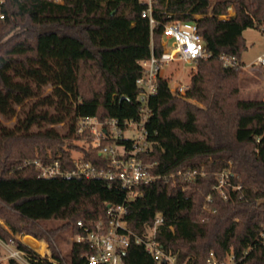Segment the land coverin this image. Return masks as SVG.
I'll use <instances>...</instances> for the list:
<instances>
[{
    "label": "trees",
    "instance_id": "trees-1",
    "mask_svg": "<svg viewBox=\"0 0 264 264\" xmlns=\"http://www.w3.org/2000/svg\"><path fill=\"white\" fill-rule=\"evenodd\" d=\"M146 7L143 0H4L0 6V239H15L34 264L55 263L40 259L18 233L45 241L57 260L87 264L88 243L72 242L68 261L56 236L78 233L79 220L107 219L108 204L125 202L127 190L100 178L43 177L33 160L58 159L72 168L75 150L108 166L78 131L79 120L139 118L141 62L164 50L166 23L194 20L211 56L196 62L184 95L158 79L145 124L150 147L140 157L159 177L140 183L126 201L138 234L163 215L156 239L174 262L156 260L133 239L123 264H208L211 251L219 259L233 254L234 264H264V136L257 141L264 100L239 97L243 32L264 31V0H159L153 27L142 16ZM222 54L236 55L239 64L223 65ZM120 142L131 146L132 139ZM179 170L199 173L190 180L177 175L176 186L172 175ZM225 170L227 198L214 188Z\"/></svg>",
    "mask_w": 264,
    "mask_h": 264
},
{
    "label": "built area",
    "instance_id": "built-area-1",
    "mask_svg": "<svg viewBox=\"0 0 264 264\" xmlns=\"http://www.w3.org/2000/svg\"><path fill=\"white\" fill-rule=\"evenodd\" d=\"M58 1V0H55ZM147 7L142 11V16L149 19L151 27L155 23L153 16L154 6L159 0H143ZM4 0H0V6ZM3 17V15H1ZM162 45L164 50L160 55L152 53L149 59L141 62L144 70L141 76L136 79V84L140 88L138 100L140 101L141 115L137 119H127L120 122L116 118L100 120L94 116H86L78 122V131L83 133L87 139H91L93 147L100 149V153L109 160L108 166L96 165L82 156L74 157V167H64L57 159L53 162H44L34 159L33 163L43 177H79V178H100L109 182L118 181L127 190L126 200L121 204H108L107 219H100L90 225L83 221H78L80 231L73 235L76 243H88L92 249L91 253H86L87 264H123V251L134 239L136 243L144 244L156 260L170 259L174 262V257L168 256L163 250L159 240L156 239V231L160 224L164 222V217L158 213L154 224L147 227L144 235L134 232L129 225V209L126 201L132 199L137 194L136 187L140 183L153 182L158 175L149 170V165L145 164L140 155L150 147L148 133L145 127L151 108L149 101L152 95L157 92L158 79H166L162 76L163 65L172 60H184L196 64L200 59L211 56L207 45L196 21L177 20L166 23L162 30ZM220 59L225 66H236L239 59L236 55L222 54ZM264 65V55L258 56L253 64ZM170 86V84H169ZM189 84L180 83L170 89L173 93L184 95ZM264 100V97L262 98ZM136 131L132 135H127L128 130ZM262 136L257 137L259 142ZM131 138V146L121 143L120 139ZM199 172L197 170L182 171L172 175L173 185H178L176 176L183 175L186 180L193 179ZM203 174V172H200ZM230 185L229 172L223 171L219 174V181L214 186L218 195L228 197L226 188ZM240 188V185L234 186ZM30 234L18 233L16 238L26 246L35 250L40 259L54 262L55 264H68L62 256V261L53 257L49 245L38 240L43 245L33 246L28 243L26 237ZM10 258L16 259L21 264H34L31 254L19 247L15 239L4 242L0 239V264L6 263ZM208 264H234V255L228 254L225 259H219L214 251L210 252Z\"/></svg>",
    "mask_w": 264,
    "mask_h": 264
},
{
    "label": "rangeland",
    "instance_id": "rangeland-1",
    "mask_svg": "<svg viewBox=\"0 0 264 264\" xmlns=\"http://www.w3.org/2000/svg\"><path fill=\"white\" fill-rule=\"evenodd\" d=\"M62 1V0H58ZM234 14L231 7L229 15ZM247 47L242 51L241 62L244 64L239 79V97L243 99H255L264 97V65L261 63L253 64L258 56L264 55V31L259 28H247L243 32ZM196 71L194 62H186L184 60H172L163 65L162 76L169 80L171 87H175L180 83L189 84L193 73ZM196 102V100H193ZM1 119V117H0ZM14 120L9 121L13 123ZM136 131L128 130L127 135H132ZM83 144V141H78ZM79 152L73 150L75 157L79 156ZM56 241L61 247L63 254L70 261V246L73 241V235L66 231L56 236Z\"/></svg>",
    "mask_w": 264,
    "mask_h": 264
},
{
    "label": "bare ground",
    "instance_id": "bare-ground-1",
    "mask_svg": "<svg viewBox=\"0 0 264 264\" xmlns=\"http://www.w3.org/2000/svg\"><path fill=\"white\" fill-rule=\"evenodd\" d=\"M26 239H27V241H28L29 244H31L33 246H36V247L37 246H41V250H43V245L39 241H37L36 239H34L33 237L27 236Z\"/></svg>",
    "mask_w": 264,
    "mask_h": 264
},
{
    "label": "water",
    "instance_id": "water-1",
    "mask_svg": "<svg viewBox=\"0 0 264 264\" xmlns=\"http://www.w3.org/2000/svg\"><path fill=\"white\" fill-rule=\"evenodd\" d=\"M166 261V259H164Z\"/></svg>",
    "mask_w": 264,
    "mask_h": 264
},
{
    "label": "crops",
    "instance_id": "crops-1",
    "mask_svg": "<svg viewBox=\"0 0 264 264\" xmlns=\"http://www.w3.org/2000/svg\"><path fill=\"white\" fill-rule=\"evenodd\" d=\"M35 238V237H34Z\"/></svg>",
    "mask_w": 264,
    "mask_h": 264
}]
</instances>
